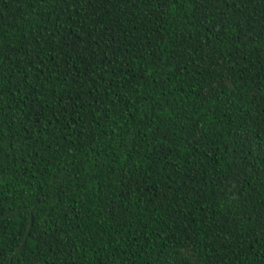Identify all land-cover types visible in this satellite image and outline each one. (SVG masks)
<instances>
[{"label": "trees", "instance_id": "16d2710c", "mask_svg": "<svg viewBox=\"0 0 264 264\" xmlns=\"http://www.w3.org/2000/svg\"><path fill=\"white\" fill-rule=\"evenodd\" d=\"M0 215V264H264V0H0Z\"/></svg>", "mask_w": 264, "mask_h": 264}, {"label": "water", "instance_id": "95a60500", "mask_svg": "<svg viewBox=\"0 0 264 264\" xmlns=\"http://www.w3.org/2000/svg\"><path fill=\"white\" fill-rule=\"evenodd\" d=\"M0 216H2V217H7V216H9V215H0ZM31 224H32V218H31V221H30V226H29V228H28V231H30ZM18 250H20V248H18Z\"/></svg>", "mask_w": 264, "mask_h": 264}]
</instances>
